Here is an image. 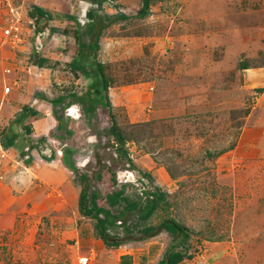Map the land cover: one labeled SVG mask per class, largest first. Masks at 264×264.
I'll return each mask as SVG.
<instances>
[{
  "label": "rangeland",
  "instance_id": "374dc122",
  "mask_svg": "<svg viewBox=\"0 0 264 264\" xmlns=\"http://www.w3.org/2000/svg\"><path fill=\"white\" fill-rule=\"evenodd\" d=\"M12 1L26 16L29 0L22 8L21 0ZM64 2L68 9L74 0ZM113 2L102 15L131 16L114 19L99 40L110 107L103 94L91 113L51 103L61 89L83 90L75 72L56 66L60 84L43 88L55 122L46 144L70 168V189L61 207L52 198L48 206L29 202L16 211L13 223L0 229V264H83L80 257H88L85 264H157L171 243L166 233L108 247L72 204L76 168L93 192L104 196L117 187L105 167L131 197L154 186L167 193L138 226L167 217L186 225L191 258L180 264H264V86L256 72L264 70V0H151L143 18L135 15L142 0ZM4 6L0 0V22ZM51 11L65 21L50 31L74 36L75 16ZM108 110L123 144L109 131ZM98 159L105 164L100 179ZM144 172L151 181H141ZM97 202L106 205L104 198Z\"/></svg>",
  "mask_w": 264,
  "mask_h": 264
},
{
  "label": "crops",
  "instance_id": "0c3cea01",
  "mask_svg": "<svg viewBox=\"0 0 264 264\" xmlns=\"http://www.w3.org/2000/svg\"><path fill=\"white\" fill-rule=\"evenodd\" d=\"M64 1H27L26 5L29 7L25 8L26 16H20L16 24L18 30L10 37H4L3 30L8 27L7 19L13 16H6L8 7L4 6L2 9L3 20L0 22V229L11 225L16 211L28 208L29 202L31 208H38L48 206L47 203L54 198V204L56 201L57 206L61 207L65 197L64 192L70 189L71 181L68 183L65 179L66 170L70 172V168L65 162H61L63 159L52 158V149L46 144L49 141V134L55 128V122L54 114L44 106V102L49 100L43 94V88L47 89L51 84L54 86V83L60 84L58 80L61 76L58 75L59 68H56L59 65L62 69L71 70L78 75L77 81H82L80 87L83 89L82 92L89 89L95 77L88 66H85L83 71L85 74L75 69L78 65V41L76 40L78 27L75 26L74 36L65 34L62 30L59 32V29L53 27L50 31V26L58 24L63 26L65 21L60 17H54L51 13L52 8L59 15L62 12L74 17L73 9L76 0L72 7L68 6V9L63 5ZM24 2L25 0H21L22 4L17 5V8H22ZM58 5L64 6V9L59 8ZM33 6L41 8L46 13V17H39L33 13ZM90 13L91 18L88 17L86 24L94 17L102 15ZM56 38L63 40L60 39V42L55 43ZM69 41L74 44L73 51L67 48ZM97 58L99 60V54ZM41 61L42 64H40ZM34 69L37 70L35 73ZM256 72L263 75L257 79L264 86V70ZM247 80L249 77L246 78ZM5 88H8V91H5ZM58 89L61 88L58 87ZM82 92L61 89L51 101L60 96H67L62 101L67 102V106L79 105L75 102L69 103L68 94H82ZM50 138L53 137L50 136ZM5 151L7 156L3 154ZM28 151L31 154L36 152L37 157L32 155V158H23ZM55 187L58 188L56 195ZM78 195L79 191L77 198L71 201L77 206ZM38 198L41 202H38Z\"/></svg>",
  "mask_w": 264,
  "mask_h": 264
},
{
  "label": "trees",
  "instance_id": "16d2710c",
  "mask_svg": "<svg viewBox=\"0 0 264 264\" xmlns=\"http://www.w3.org/2000/svg\"><path fill=\"white\" fill-rule=\"evenodd\" d=\"M150 1L142 0L141 7L135 13L137 17L143 18L146 16ZM32 10L39 17H46V13L38 6H33ZM90 12L94 13V15L95 13L98 14V9L90 8L88 17L91 16ZM130 16L131 14L113 15L112 17L100 15L89 20L82 27L78 24L76 25L78 27L76 30L78 65L75 69L85 74L83 71H85V66H88L95 79L92 81L89 89L84 93H69V103L75 102L79 104L88 113L96 110L98 98L103 94L106 87L103 83L100 61L97 58L100 36L102 31L114 19L118 17L126 19ZM40 64H42V61ZM103 95L105 99L104 106H106L105 108H109V99L105 92ZM66 98L67 96H60L54 99V101H51V103H61ZM108 115L110 118L109 131L112 133L118 145L123 144L124 137L117 131L113 115H111L109 110ZM1 144L4 147L3 143ZM127 160L131 162L129 157H127ZM98 167V171L94 173L100 179L102 177L101 171L105 167V164L100 159H98ZM105 168H107L114 185L117 187L104 196L100 192H93L91 190L92 186L86 173H82L77 168L73 171L74 181L79 185L77 200L78 211L84 216L88 215L95 226L99 239L106 246L116 248L131 241H142L153 238L164 232L170 237L171 243L157 264H180L184 259L191 258L189 239L192 233L186 225L180 223L173 217L164 218L156 224L148 223L143 226H138V222L146 223L152 218L161 204L167 200V193L159 186H154L152 190L143 191L142 194H145L144 196L137 195L131 197L126 193L124 184L118 183L115 173L109 167ZM151 180L152 178L149 173H142L141 181ZM102 198H104L105 206L97 202V200ZM124 256L121 255L120 258Z\"/></svg>",
  "mask_w": 264,
  "mask_h": 264
},
{
  "label": "built area",
  "instance_id": "2783aa9c",
  "mask_svg": "<svg viewBox=\"0 0 264 264\" xmlns=\"http://www.w3.org/2000/svg\"><path fill=\"white\" fill-rule=\"evenodd\" d=\"M6 2L8 5V11L15 13V15L14 14L10 15V16H13L12 18L7 19L9 21L8 27L4 28V30H3L4 37H10L13 35V32L15 34L18 30L16 24L20 19V11L15 10L13 8L10 0H6ZM113 3H114L113 0H97V1L76 0L75 4L73 2V4H74L73 14L75 16L76 24H78L79 26H83L86 24V22L88 20V11L91 7L98 9V14H107L106 13V12H108L107 7L111 6ZM115 11L117 13H119L122 11V9L115 8ZM5 91H8V88H5ZM30 156H31L30 153H26L23 156V158L27 159ZM87 261H88V257H80L81 263L85 264Z\"/></svg>",
  "mask_w": 264,
  "mask_h": 264
}]
</instances>
